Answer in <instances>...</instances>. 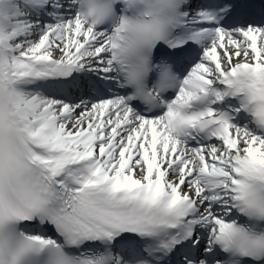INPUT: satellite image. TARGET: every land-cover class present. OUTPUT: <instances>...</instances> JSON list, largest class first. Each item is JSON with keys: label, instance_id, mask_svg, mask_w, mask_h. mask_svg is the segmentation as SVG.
Returning <instances> with one entry per match:
<instances>
[{"label": "snow or ice", "instance_id": "1", "mask_svg": "<svg viewBox=\"0 0 264 264\" xmlns=\"http://www.w3.org/2000/svg\"><path fill=\"white\" fill-rule=\"evenodd\" d=\"M0 264H264V0H0Z\"/></svg>", "mask_w": 264, "mask_h": 264}]
</instances>
